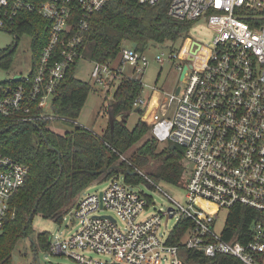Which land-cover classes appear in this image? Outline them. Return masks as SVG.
Wrapping results in <instances>:
<instances>
[{"label": "built area", "instance_id": "obj_1", "mask_svg": "<svg viewBox=\"0 0 264 264\" xmlns=\"http://www.w3.org/2000/svg\"><path fill=\"white\" fill-rule=\"evenodd\" d=\"M109 1L0 0V28H14L29 12L47 20L48 32L30 73L0 82V119L14 124L65 119L54 114L53 100L68 70L82 59L79 44L92 15ZM163 1L139 0L147 5ZM169 1L171 17L195 25L207 21L214 32L212 47L191 39L184 56L192 65L179 93H167L156 105L140 96L134 107L140 106L142 120L149 122L159 143L184 149L191 167L183 187L188 205L175 201L177 207L140 219L153 197L136 190L139 184L116 177L105 189L78 196L62 221L70 214L81 222L80 229L68 238L51 235L47 252L78 264H184L180 250L186 248L207 257L231 255L244 264H264V0ZM119 57L117 66L91 62L96 85L109 86L116 76L123 78L126 65L143 74L150 64L146 50L133 45L122 47ZM170 57L181 59L179 51ZM156 60L161 62L163 56ZM29 171L27 164L0 152V239L7 220L15 216L12 200ZM136 171L152 189L172 199L160 183ZM241 205L256 213L250 229L241 231L246 242L223 236L229 213ZM223 211L225 220L218 228ZM178 212L174 228L162 232L163 220ZM187 222L180 243L170 244L172 232Z\"/></svg>", "mask_w": 264, "mask_h": 264}, {"label": "trees", "instance_id": "obj_2", "mask_svg": "<svg viewBox=\"0 0 264 264\" xmlns=\"http://www.w3.org/2000/svg\"><path fill=\"white\" fill-rule=\"evenodd\" d=\"M169 5V0L157 5L142 4L139 0H110L95 12L79 44L82 59L77 58L68 70L53 100L54 114L76 121L94 89L90 81L76 76L80 61L113 63L125 41L136 43L137 49L142 51L159 46L178 52L190 37L195 22L171 17ZM46 23L39 14L25 12L14 27L16 40L25 34L33 37L35 60L48 40ZM184 46L190 49L192 41L188 40ZM14 52L15 49L9 52L0 49V65L10 68ZM143 90V82L136 77L128 76L120 81L105 108L113 119L102 134L79 124L71 131L58 133L48 127L49 120L14 124L0 119V152L30 168L25 185L12 200L15 216L7 220L0 239V264L14 263L19 241L34 233L36 215L48 219L56 217L61 222L78 196L100 178L110 180L123 176L129 183H148L136 171L146 169V175L157 183L177 188L185 186L191 167L184 149L172 148L173 144H169L159 150L158 140L152 134L148 136L151 131L146 122L139 120L133 129L127 125L135 110L134 102ZM119 115L121 120L117 118ZM142 140L143 143L133 150ZM37 202V210L30 218ZM255 218L256 213L250 208L237 206L229 213L223 236L246 242L248 238L241 235V231L249 230ZM186 226L188 222L172 232L170 244L180 243ZM50 238L49 232H39L33 244L36 251L47 252ZM180 256L184 264H244L231 255L207 257L186 248H181Z\"/></svg>", "mask_w": 264, "mask_h": 264}, {"label": "rangeland", "instance_id": "obj_3", "mask_svg": "<svg viewBox=\"0 0 264 264\" xmlns=\"http://www.w3.org/2000/svg\"><path fill=\"white\" fill-rule=\"evenodd\" d=\"M197 40L203 43L204 46L212 47V42L214 39V32L208 27L207 21H202L199 24L193 26L191 30V35L188 37L182 47H180V58L173 59L170 57V50L167 48L159 46H150L146 49V53L150 59V64L143 74L136 73L134 68L130 65L124 67V77L128 76L136 77L143 82L144 90L142 93L143 97L155 95V100L157 103L164 100L167 93L173 92L178 86L182 85L180 79L181 70L178 68L179 65L184 66L188 63V59L184 56L187 49L185 43L188 40ZM16 41V34L14 28H0V49H5L14 45ZM33 37L29 34L22 35L18 40V45L13 54L12 64L10 68H5L0 65V82L10 81L12 78L21 75H27L32 69V64L34 61V50L32 47ZM193 44V41H192ZM132 46V43L125 41L122 45L123 48H128ZM157 55H162L163 60L161 62L156 60ZM120 57L115 60L114 66L120 63ZM92 63L87 60H82L77 66L76 76L84 81H90L94 84V89L89 93L87 102L81 111L79 118L74 120H68L63 118L52 119L48 122V127L58 133H65L71 131L76 125H82L96 134H102L107 126L111 123L113 117L112 114L107 113L105 108L109 103V99L113 98L114 92L123 79L122 77H117L108 85H96L92 78ZM153 90H156L153 93ZM152 99V98H151ZM150 99V100H151ZM142 120V117L135 110L130 114L128 118V127L133 129L136 123ZM150 127L149 122L146 123ZM152 132L148 134L151 136ZM146 139V138H145ZM144 140L139 142L133 147V150L140 146ZM168 143H159V150H162ZM145 173L146 169H142ZM110 183V180H104L100 178L93 182L88 188L83 192V195L93 194L97 191L105 189ZM162 188L172 197L169 198L163 192L152 189L147 183H140L136 190L143 191L148 195H151L154 202L150 207L142 214L140 219H143L147 215L154 214L159 210H166L168 207L175 205L177 207V201L183 206L188 205V200L186 196V191L183 188H177L174 186L160 184ZM225 211L221 213L222 220L218 224V228L221 227L225 220ZM70 214L67 215L65 220L61 223L56 220V217L51 219L44 218L41 214L35 216L33 221V235L32 239L36 242V236L39 232L47 231L51 235L56 236L59 234L62 238H68L74 234L81 227V222L79 220H73ZM179 217V212L170 219H164L161 231L166 234L176 225ZM120 223V222H119ZM36 254L38 255L41 264H78L74 259L66 255H55L49 252L35 250L30 238H22L16 250L17 259L13 264H36ZM94 257H102L109 259L105 255H93ZM162 264H171L170 261L164 260Z\"/></svg>", "mask_w": 264, "mask_h": 264}, {"label": "water", "instance_id": "obj_4", "mask_svg": "<svg viewBox=\"0 0 264 264\" xmlns=\"http://www.w3.org/2000/svg\"><path fill=\"white\" fill-rule=\"evenodd\" d=\"M132 45H133L134 47H137V44H136V43H133ZM16 46H17V41L15 42L13 49H15ZM13 49H11V51H12ZM188 61H191V58H188ZM189 67H191V64H190V63H189V64H185V65L183 66V69H182V71H181V75H180V79H181V81L184 79L185 74H186V72H187V70H188ZM180 89H181V86H178V87L176 88V92L179 93ZM140 109H141L140 106L136 107V108H135V112L138 113V112L140 111ZM117 118H118V120H121V119H122V116L119 115ZM174 147H176V145H173V146H172V148H174ZM133 173H134V172H133ZM37 206H38V202L36 203L35 208H34V211L31 213L30 218L33 216L34 212L37 210ZM28 238H30V240L32 241V243L35 245V242L33 241L32 237H28ZM35 248H36V246H35ZM35 250H36V249H35ZM16 259H17V256H15V260H16ZM36 264H41V261H40V259H39V257H38L37 254H36Z\"/></svg>", "mask_w": 264, "mask_h": 264}, {"label": "crops", "instance_id": "obj_5", "mask_svg": "<svg viewBox=\"0 0 264 264\" xmlns=\"http://www.w3.org/2000/svg\"><path fill=\"white\" fill-rule=\"evenodd\" d=\"M115 62V61H114ZM114 62H113V65H114ZM156 90H153V93L155 92ZM142 96V95H141ZM147 98H149V99H151L150 101H151V104L152 105H156L157 104V101L155 100L156 98H155V95L154 94H152L151 96H147Z\"/></svg>", "mask_w": 264, "mask_h": 264}, {"label": "flooded vegetation", "instance_id": "obj_6", "mask_svg": "<svg viewBox=\"0 0 264 264\" xmlns=\"http://www.w3.org/2000/svg\"><path fill=\"white\" fill-rule=\"evenodd\" d=\"M16 41H17V45H18V40H16ZM16 41H15V42H16ZM14 44H15V43H14ZM13 47H14V45L11 46V47L5 48V49H6V51L9 52V51H11V49H13ZM16 47H17V46H16ZM15 49H16V48H15ZM3 50H4V49H3ZM189 63L192 65V62H191V61H188V63H186V64H189ZM180 66H181V65H179L178 68H179Z\"/></svg>", "mask_w": 264, "mask_h": 264}]
</instances>
